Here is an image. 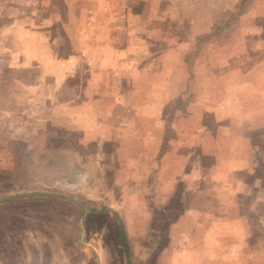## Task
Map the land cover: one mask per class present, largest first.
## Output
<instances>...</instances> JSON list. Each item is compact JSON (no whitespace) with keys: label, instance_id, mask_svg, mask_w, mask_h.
I'll return each mask as SVG.
<instances>
[{"label":"rangeland","instance_id":"rangeland-1","mask_svg":"<svg viewBox=\"0 0 264 264\" xmlns=\"http://www.w3.org/2000/svg\"><path fill=\"white\" fill-rule=\"evenodd\" d=\"M31 192L4 264H264V0H0V199Z\"/></svg>","mask_w":264,"mask_h":264},{"label":"water","instance_id":"water-1","mask_svg":"<svg viewBox=\"0 0 264 264\" xmlns=\"http://www.w3.org/2000/svg\"><path fill=\"white\" fill-rule=\"evenodd\" d=\"M36 194H39V193L31 192V193H25V194H20V195L9 196V197H5V198L0 199V203L6 202V201H9V200H13V199H16V198H19V197H23V196L36 195ZM40 194H44V195H47V196L63 197V198L69 199L71 201H75L76 203L86 207L87 211H89L88 205H86L85 203L77 200L76 198H74L72 196H69V195H66V194H61V193H54V192H40ZM82 224L84 225L83 221H82ZM83 237H84V232H83Z\"/></svg>","mask_w":264,"mask_h":264},{"label":"trees","instance_id":"trees-1","mask_svg":"<svg viewBox=\"0 0 264 264\" xmlns=\"http://www.w3.org/2000/svg\"><path fill=\"white\" fill-rule=\"evenodd\" d=\"M219 30H222L221 28H219ZM5 186H11L10 184L9 185H5ZM121 228H122V233H121V236L123 237L122 238V241H123V244H124V247L128 248V241H127V237H126V233H125V230L123 228V223L121 222Z\"/></svg>","mask_w":264,"mask_h":264},{"label":"crops","instance_id":"crops-1","mask_svg":"<svg viewBox=\"0 0 264 264\" xmlns=\"http://www.w3.org/2000/svg\"><path fill=\"white\" fill-rule=\"evenodd\" d=\"M71 107V106H70ZM0 264H4L1 260H0Z\"/></svg>","mask_w":264,"mask_h":264},{"label":"flooded vegetation","instance_id":"flooded-vegetation-1","mask_svg":"<svg viewBox=\"0 0 264 264\" xmlns=\"http://www.w3.org/2000/svg\"><path fill=\"white\" fill-rule=\"evenodd\" d=\"M53 197H55V196H53ZM63 198V197H62Z\"/></svg>","mask_w":264,"mask_h":264}]
</instances>
